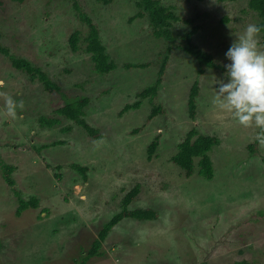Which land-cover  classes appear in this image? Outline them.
Returning <instances> with one entry per match:
<instances>
[{"label":"rangeland","instance_id":"obj_1","mask_svg":"<svg viewBox=\"0 0 264 264\" xmlns=\"http://www.w3.org/2000/svg\"><path fill=\"white\" fill-rule=\"evenodd\" d=\"M75 1L0 3L3 45L41 66L68 98L89 97L86 118L104 134L93 138L63 116L58 127L40 125L39 115L53 114L64 103L61 94L31 82L0 52V91L24 101L12 120L0 100V156L16 167L12 175L21 197L38 199L37 207L17 215L19 197L0 168V264H80L137 184L140 192L128 208H153L158 217L124 218L86 264H264V147L257 143L251 150L258 129L242 127L212 103L219 86L215 81L228 80L226 51L248 24L260 21L250 0H164L180 17L196 18L200 28L192 41L212 53L216 66L199 74L198 60L180 47L192 25L175 22L155 99L167 112L148 122L153 107L148 99L138 109L120 112L156 80L160 54L170 42L152 35L148 18L136 16V0H77L118 64L106 76L97 74L85 51L90 27L76 12ZM76 29L81 39L74 52L69 37ZM258 39L264 50L261 32ZM147 62L151 65L143 68L124 66ZM195 80L200 95L192 118L188 97ZM67 126L72 129H62ZM194 127L220 139L209 152L214 164L210 179L198 173L186 177L171 161ZM157 134L160 142L149 158L148 146ZM54 141L65 143L37 149ZM73 163L88 167L86 179Z\"/></svg>","mask_w":264,"mask_h":264},{"label":"trees","instance_id":"obj_2","mask_svg":"<svg viewBox=\"0 0 264 264\" xmlns=\"http://www.w3.org/2000/svg\"><path fill=\"white\" fill-rule=\"evenodd\" d=\"M10 1V2H9ZM0 0V3H11V2H20L24 3L26 0ZM219 1H228V0H219ZM235 1V0H229ZM137 17H146L148 18L149 24L151 26L152 35L158 39H165V41L170 42L168 48L166 49L165 54H160L159 61L160 67L158 70V75L156 80L145 87L137 94V100L133 103L126 104L121 110L120 114L138 109L145 99H148L152 104V111L150 112L148 119L151 121L158 114H165L167 109L163 106L162 103H155V99L159 95V89L163 85L164 74L167 69V64L170 58V53L172 50L171 41L174 40V36L171 33V28L175 22L183 20L184 22L191 24L192 29L182 36L184 40L181 44V48L187 53L193 55L199 62V74L203 75L205 72V67H215V60L212 56V53L208 50L203 49L199 45H196L192 41V37L196 34L200 28V24L196 23V18L191 17H180L174 12L173 6L166 5L164 0H136ZM76 12L79 13V17L82 16L85 22L88 23L90 29L85 37L86 47L85 51L90 54V60L93 63V70L100 75H108L109 73L115 71L118 67V64L114 59L111 58L110 54L107 51V46L103 43L99 36V29L92 19L87 15L83 10L80 3L76 0L73 4ZM249 7L256 12L259 16V23L257 25L261 26V33L264 43V0H250ZM228 19L227 17L225 18ZM2 35L0 31V52L7 55L11 60L12 65L21 71H24L29 75L31 82H40L42 83L44 89L49 94H61V98L64 103L55 106L53 114H41L39 115L38 122L43 127L54 128L62 125L63 117L72 120L76 125L82 127L84 131L93 138H102L104 136L103 132L100 129L91 125L88 122L86 116V106L88 105L90 99L87 96L77 97L74 99L68 98L61 86L53 81L49 74L41 67L34 64L31 60L24 58L22 56L16 55L10 51L1 41ZM80 32L75 30L69 37V44L72 51L76 52L79 50L80 45ZM151 62L147 63H126L124 66L127 69L143 68L150 66ZM200 95V84L198 80H195L191 86L189 97H188V108L189 114L192 118L195 117L196 109L198 106L197 98ZM146 123V122H145ZM144 123V124H145ZM65 131L72 129L71 126L62 128ZM143 126L138 127L135 132L141 131ZM160 134L153 139V141L148 146L149 158H151L158 148L160 142ZM65 141H54L52 143L42 144L37 149L50 147L53 145L64 144ZM220 143V139L216 135L203 134L200 133L197 127L192 128L185 138L178 144V151L175 155L172 156L171 161L179 166L183 171L186 177H191L195 173H198L204 178L210 179L214 176V164L209 155V152L213 149L214 146ZM250 145L251 150H255L256 144ZM264 161V159H263ZM48 167H52L54 170H59L61 165L53 166L48 164ZM72 167L79 169L84 178H87L88 167L81 166L79 163H73ZM0 168L2 170V176L4 177L5 182L13 187L14 192L19 197V204L17 210V215L27 209L29 206L37 207L38 199L31 197L29 200H25L21 197V191L16 187V181L13 178V171L16 170V167L13 164L7 163L0 156ZM57 177H60L59 172H55ZM140 192V184H137L122 200V210L119 213H116L112 218L104 224L99 232L98 239L94 241L93 246L88 250L87 254L83 257L80 264H86V261L99 254V247L101 243L106 239L108 234L112 229L120 223L126 217H132L138 220H153L158 217V212L153 208H137L129 209L128 206L137 199V196ZM234 264H243L242 261H238Z\"/></svg>","mask_w":264,"mask_h":264},{"label":"clouds","instance_id":"obj_3","mask_svg":"<svg viewBox=\"0 0 264 264\" xmlns=\"http://www.w3.org/2000/svg\"><path fill=\"white\" fill-rule=\"evenodd\" d=\"M261 26L248 24L244 32L236 36L225 53L230 63L226 68L227 82L218 84L212 103L220 110L230 113L244 128L258 129L254 140L264 147V50L259 45ZM4 81L0 80V88ZM4 115L12 120L18 118L17 110H23L24 101L17 102L10 94L0 91Z\"/></svg>","mask_w":264,"mask_h":264}]
</instances>
